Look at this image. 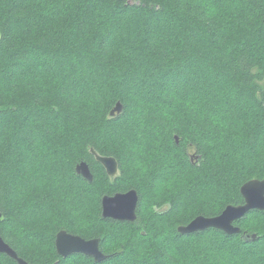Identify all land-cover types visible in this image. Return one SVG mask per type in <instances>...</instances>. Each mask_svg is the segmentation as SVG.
Returning a JSON list of instances; mask_svg holds the SVG:
<instances>
[{"label": "trees", "instance_id": "16d2710c", "mask_svg": "<svg viewBox=\"0 0 264 264\" xmlns=\"http://www.w3.org/2000/svg\"><path fill=\"white\" fill-rule=\"evenodd\" d=\"M0 34V235L19 256L264 264V210L235 234L178 231L264 178V0H0ZM91 148L117 159L115 176ZM130 189L137 219L104 218L102 196ZM62 229L107 258L62 257Z\"/></svg>", "mask_w": 264, "mask_h": 264}, {"label": "water", "instance_id": "95a60500", "mask_svg": "<svg viewBox=\"0 0 264 264\" xmlns=\"http://www.w3.org/2000/svg\"><path fill=\"white\" fill-rule=\"evenodd\" d=\"M123 111V104L118 101L111 110L110 115L114 116ZM178 142V138L176 137ZM94 148L91 152L96 159L105 167L107 173L115 176L119 171V163L114 156H105L99 154ZM76 172L89 181L93 180V173L86 161H81L76 165ZM244 202L238 205H227L223 211L216 216L198 215L187 225L178 227L182 234H189L208 228L221 229L228 234L239 233L241 228L235 222L244 217L251 210H264V178L251 179L245 182L240 188ZM139 203V194L137 190L130 189L126 192H116L113 195H103L101 199L102 216L118 221H134L137 219V207ZM0 212V216H1ZM57 253L62 257H67L74 253H83L92 256L95 261L101 262L107 258V255L100 248V239L85 238L79 234L62 229L56 236ZM0 252H5L14 258L19 264H30L27 260L18 255V253L4 240L0 235Z\"/></svg>", "mask_w": 264, "mask_h": 264}, {"label": "snow or ice", "instance_id": "6c2138e0", "mask_svg": "<svg viewBox=\"0 0 264 264\" xmlns=\"http://www.w3.org/2000/svg\"><path fill=\"white\" fill-rule=\"evenodd\" d=\"M212 2V0H204V3L207 5V4H210ZM6 39V37L3 35V34H0V48L3 47V43H4V40ZM249 142L251 144H256L257 140H256V136L253 135L252 137H250V140ZM94 151V149H93Z\"/></svg>", "mask_w": 264, "mask_h": 264}, {"label": "rangeland", "instance_id": "374dc122", "mask_svg": "<svg viewBox=\"0 0 264 264\" xmlns=\"http://www.w3.org/2000/svg\"><path fill=\"white\" fill-rule=\"evenodd\" d=\"M139 87V86H138ZM141 88V87H140ZM131 91H133L134 92V89L132 90L131 89ZM190 153L192 154V153H194V149H190ZM163 208L164 209H162V210H165L166 208H167V205H164L163 206ZM156 209H160L158 206H156ZM172 240H173V238H172ZM171 239L170 240H168L167 242H170V241H172ZM117 264V263H116Z\"/></svg>", "mask_w": 264, "mask_h": 264}]
</instances>
